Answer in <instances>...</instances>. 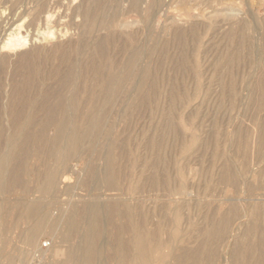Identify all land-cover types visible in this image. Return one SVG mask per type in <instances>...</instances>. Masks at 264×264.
Segmentation results:
<instances>
[{
	"label": "bare ground",
	"instance_id": "bare-ground-1",
	"mask_svg": "<svg viewBox=\"0 0 264 264\" xmlns=\"http://www.w3.org/2000/svg\"><path fill=\"white\" fill-rule=\"evenodd\" d=\"M22 1L17 0L12 12L17 10V5L23 4ZM52 1L38 4L28 24L17 26L0 40V82L11 88L8 101L0 100L1 264H25V253L32 252L16 251L14 244L35 248L41 237L48 238L49 244L45 243L48 254L41 253L36 257L39 263L182 264L212 260L215 256L212 247L227 234L231 215L219 216V212L217 216L212 215L206 227L195 230V234L183 233L178 224L189 193L182 192L184 188L180 184L170 186L172 178L162 175L166 164L160 154L145 180L149 188L161 191L165 203L159 197L153 198L154 202L160 201L158 206L161 207L151 212L143 209L141 205L146 202L140 198L142 195L130 194V190L128 195L121 184L122 180L132 176L128 165L123 169L119 164L122 152H116L119 144L113 139L115 133L112 134L115 125L104 132L108 115L116 107L119 97L122 99L119 112L123 114L130 108L152 102L158 83L152 65L145 62L158 48L156 39L150 40L148 53L132 44L123 61L109 59L111 45L127 32L129 25L118 20L119 8L126 4L125 11L127 7L136 13L143 11L148 22L157 7H162L163 0H65L68 15H62L60 0ZM183 1L178 0L179 3ZM189 2L196 7L201 5L200 10L196 8L199 12L218 13L217 8L225 5H228L225 10L233 12L230 6L233 0ZM143 4L146 5L144 9ZM188 6L190 8L183 9H191L192 5ZM183 16L188 17V14ZM200 16L205 17V14ZM223 16H227V23H219L216 27L222 30L227 26V34L233 35V13ZM70 28L77 32L75 40L69 34ZM170 28L172 25L165 26L166 32ZM262 29L257 41L260 74L251 87L250 96L256 99V110L263 113V25ZM91 45L92 50L86 52ZM142 56L145 60L141 59ZM234 58L237 59V55ZM235 59L232 60L236 62ZM44 67L49 70L47 75L42 74ZM61 69L64 70L61 72ZM39 86L41 91L38 92ZM174 89L175 85H172L170 96ZM261 115L254 117L251 131L246 128L240 132V149L245 158L251 137L253 141L264 143V115ZM3 119L8 123L7 127L2 124ZM147 145L159 153V144L150 140ZM42 156L44 160H41ZM33 159L41 162L39 167L32 164L30 160ZM70 175L75 177L73 186L69 185ZM135 176L132 189L139 193L141 170ZM219 177L220 181L235 184L231 160L226 161ZM76 187L86 194L77 199H57L58 194L73 191ZM250 189L260 190L254 185ZM178 195L182 198H173ZM251 201L257 204H251V220L245 225L255 231L264 224V219L257 218L259 211L264 210V199ZM168 205H172L169 209L172 231L165 234L166 229H162L160 223L152 225L149 215L159 214ZM59 228L61 233H55L54 230ZM192 243L195 247H190ZM247 246V256L264 259V237H257ZM167 257H171L170 263Z\"/></svg>",
	"mask_w": 264,
	"mask_h": 264
},
{
	"label": "rangeland",
	"instance_id": "rangeland-1",
	"mask_svg": "<svg viewBox=\"0 0 264 264\" xmlns=\"http://www.w3.org/2000/svg\"><path fill=\"white\" fill-rule=\"evenodd\" d=\"M44 1L48 0H23V4L17 5V10L12 12L11 9L17 0H0V40L5 39L17 26L28 24L29 19L31 20L38 9V4ZM189 1L184 0L180 4L178 0H163L162 7L160 9L157 7L156 14L154 13L155 15L153 14L148 22L143 16V11L136 13L129 11L128 7L125 11L126 4L119 8L118 20L127 22L129 25L127 32L111 45L109 59L123 61L132 44L138 45L148 53L150 40L156 39L158 43L156 52L152 54V57H147V61L144 56L141 59L152 65L151 68L158 83L152 102H146L138 108H130L123 114L119 112L122 100L119 97L116 107L108 115L104 132L109 131L115 125L112 134L115 133L113 139L119 144L116 152H122L119 164L123 169L128 165L132 176L131 179L122 180L121 184L128 195L131 193L142 195L140 198L146 202L141 205L144 206L143 209L150 210V212L159 209L161 207L158 206L161 204L159 202L166 199L163 198L160 190L149 188L145 180V177L152 171L150 168L153 162L157 161L160 154L163 163L166 164L162 175L165 174L169 179L172 178L170 186L180 184L184 188L182 192L189 193L186 197L188 203L180 211L182 215L178 224L183 233L195 234V230L206 227L212 215L217 216L219 212V216L231 215L227 237L225 235L215 243V247H212L215 250L214 258L182 264H264L263 258L259 259L254 255L249 257L245 254L249 248L247 245L253 243L257 237H264L263 223V226L261 224L255 231L251 230L250 226H246L251 220L249 214L251 204H257L251 200L264 199V143L261 144L258 140L253 141L251 137L246 158L243 157L244 153L240 149V132L246 128L251 131L254 117L264 115V112L256 110L254 106L256 99L250 96L251 87L260 74L258 42L263 31L262 25L264 26V15L262 14L264 0H233V4L230 5L233 12L225 10L228 8V5H225L217 8L218 13L212 14L209 11L199 12L198 9L200 10L202 6L197 5L196 7V4ZM188 5H192L191 9L184 10L189 7ZM59 6L63 10L60 8L62 15L70 13L67 12L68 6L65 0H60ZM142 7L144 9L146 5L143 4ZM196 8H198L197 11ZM184 13H187L188 17L183 16ZM231 13H233L234 31L233 35L229 36L227 26H224L222 30L216 26L219 23H227L225 21L227 16L223 14ZM164 14L166 18H163ZM193 14L197 16L193 17ZM203 14L205 17L200 16ZM167 25H172V28L166 32L165 26ZM69 34L74 40L78 36L77 32L71 28ZM101 35L104 36L105 33ZM88 48L86 52L92 50V45ZM235 55L237 59L234 58ZM62 70L64 69H61V72ZM48 73V68L44 67L42 74L47 75ZM172 85H175V89L170 96ZM10 89L6 83H1V102L8 101ZM37 91H41V86L37 87ZM181 96L186 97L182 99ZM2 124L6 127L8 125L5 119ZM150 140L159 144V153L158 151L156 153L151 146L148 147L147 143ZM228 159L233 164L235 184L219 179L222 167ZM41 160H44L43 156ZM130 160L133 161L131 165ZM30 161L33 165L35 164V167H39L41 163L35 159H33L34 162ZM91 164L96 165L93 162ZM139 170L142 172V178L138 183L141 190L137 193L132 188L135 184L133 183L136 178L135 174ZM158 170L161 171V168ZM25 180H28L27 177ZM68 181L69 185L73 186L75 177L68 176ZM253 185L259 187L260 190L251 191L250 187ZM84 194L86 193L76 187L73 191L67 190L58 194L57 199L68 200L70 197L77 199ZM153 198H158L160 201L154 202ZM173 198L180 199L182 196H173ZM171 207L172 205H168L164 211L160 213L158 211L159 214L150 213L149 215L152 225L160 223L161 228L166 229L165 234L172 231L170 230L172 215L169 210ZM229 211L230 213L232 211V214ZM257 218L263 221L264 210L259 211ZM163 219L167 220L170 225ZM54 231L57 234L61 233L60 228ZM162 238H165V235ZM38 243L35 247L37 250L21 244L13 246L21 253L32 252L25 253L27 262L25 264H60L48 261L39 263L37 261L39 258L36 257L41 256V253L42 255L48 254L45 250L49 240L41 237ZM190 247H195L194 243ZM167 258L170 263L171 257Z\"/></svg>",
	"mask_w": 264,
	"mask_h": 264
}]
</instances>
